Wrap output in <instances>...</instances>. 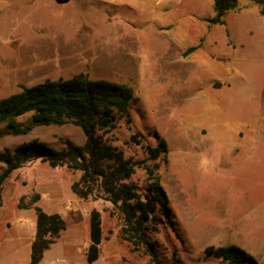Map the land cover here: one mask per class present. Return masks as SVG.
<instances>
[{
  "label": "rangeland",
  "instance_id": "obj_1",
  "mask_svg": "<svg viewBox=\"0 0 264 264\" xmlns=\"http://www.w3.org/2000/svg\"><path fill=\"white\" fill-rule=\"evenodd\" d=\"M212 6L213 0H0V99L78 75L129 85L136 97L131 123L119 121L108 137L125 158L145 161L131 182L142 190L158 184L165 193L168 211H157L148 231L161 264H222L204 250L228 245L264 264V55L250 47H212L211 27L200 18L212 15ZM0 132V153L34 139L56 150L65 139L85 141L70 124L35 126L20 136L5 134L3 126ZM134 134L138 145L130 141ZM160 140L166 150L149 160L145 147ZM80 175L40 160L10 174L0 197V264H30L33 207L73 209L70 183ZM34 190L46 198L19 208ZM86 206L101 217L99 257L92 264H150L121 238L109 203L88 199ZM64 218L65 239L37 264H85L86 247L76 251L74 240L87 236V228Z\"/></svg>",
  "mask_w": 264,
  "mask_h": 264
},
{
  "label": "trees",
  "instance_id": "obj_2",
  "mask_svg": "<svg viewBox=\"0 0 264 264\" xmlns=\"http://www.w3.org/2000/svg\"><path fill=\"white\" fill-rule=\"evenodd\" d=\"M65 2L68 0H57ZM264 8V0H251ZM238 8V0H213L214 15L206 19L209 25H221L228 11ZM188 48L183 56L196 50ZM136 101L132 87L125 83L105 79H90L87 75L71 78L45 80L0 99V127L7 135L28 134L35 126H64L70 124L81 129L83 144L64 140L61 149L50 148L37 140H30L16 146L12 151L0 153V197L3 185L10 174L26 163L40 160L51 168L65 167L81 173L73 181L70 189L79 199H102L109 203L112 217L117 212L121 221V238L128 242L132 252L147 256L150 264H161L157 249L148 238L153 222H157L156 212L165 215L166 196L160 185H150L142 190L131 177L145 161L125 158L122 151L110 143L108 134L123 120L131 123L130 108ZM28 116V117H27ZM27 117L25 121H18ZM2 133L0 132V138ZM130 141L140 144L138 135L130 136ZM149 160H157L166 150V143L160 140L154 146H146ZM151 176L152 171L144 167ZM157 180L158 178L155 177ZM35 194L27 208L37 202ZM36 214L35 237L31 244L30 264H37L47 250L65 229L64 221L58 214H47L34 206ZM102 228L100 213L93 209L89 214V240L85 262L92 264L99 257ZM206 256L219 260L222 264H261L252 255L235 245L208 246Z\"/></svg>",
  "mask_w": 264,
  "mask_h": 264
},
{
  "label": "crops",
  "instance_id": "obj_3",
  "mask_svg": "<svg viewBox=\"0 0 264 264\" xmlns=\"http://www.w3.org/2000/svg\"><path fill=\"white\" fill-rule=\"evenodd\" d=\"M212 8H213V6H212ZM213 15H214V12L212 15L208 14L207 16L200 17V18L203 19L204 24L209 25L206 22V19L213 17ZM209 27H211V31L213 34L212 40L210 42L213 45L212 47H216L218 45H225V46H229V47L230 46H239V47H243V48L250 47V48H252L251 53H253L254 55H256V54L258 55V53H259V55H264V8L262 9L260 5L253 3L251 0H238V8L236 10L226 12L223 16V23L221 25H209ZM197 46H199V45H197ZM245 52L247 53V51H245ZM104 63L106 64V60L104 61ZM10 79H11L10 77H7V78L2 79V80L10 81ZM102 79L110 80L108 78H102ZM110 81H112V80H110ZM115 82H117V81H115ZM10 84H11V82H8V85H9L8 88L11 87ZM14 93H16V92H14ZM53 169H56V168H53ZM27 178H28V176H27ZM71 184L72 183H70V186H71ZM34 191L36 192V194L39 195V199L37 202H40L41 200H44L46 198V196L44 194L40 193L38 190H34ZM37 202H35V203H37ZM76 202L77 203H75V206L73 209H69L66 207L65 210L67 213L62 212V210L60 208L59 209L57 208V210L55 212H51V213H47V214H58L62 218L63 221L65 219L64 218L65 215L67 214V217H70V223H72L71 226H73L75 228H77V226H79V225H80L79 227L81 228L82 225L84 224L85 228H87V236H83L81 240H74V241L78 243L76 246V251H78L81 247H86L85 253H87V248L90 244V240H89V214H90V211L93 209H91L90 206H86L87 200L77 198ZM81 214L84 216V219L81 216ZM64 225H65V229L62 231V233L67 232L65 221H64ZM35 231H36V229H35ZM34 237H35V235H34ZM87 237H88V239H87ZM60 238L65 239L63 235H60L55 240V242ZM70 240L73 241V238H69L68 242ZM66 245L67 244H64V246H66ZM70 245L71 244H69V246L67 245L66 247L71 248ZM69 253H71V252H69ZM42 256H43V254H42ZM30 257H31V249H30ZM85 258H86V254H85ZM85 264H86V262H85Z\"/></svg>",
  "mask_w": 264,
  "mask_h": 264
}]
</instances>
